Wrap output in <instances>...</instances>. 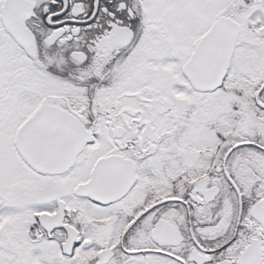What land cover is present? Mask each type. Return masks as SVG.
Masks as SVG:
<instances>
[{
	"label": "snow or ice",
	"instance_id": "1",
	"mask_svg": "<svg viewBox=\"0 0 264 264\" xmlns=\"http://www.w3.org/2000/svg\"><path fill=\"white\" fill-rule=\"evenodd\" d=\"M0 264H264V0H0Z\"/></svg>",
	"mask_w": 264,
	"mask_h": 264
}]
</instances>
